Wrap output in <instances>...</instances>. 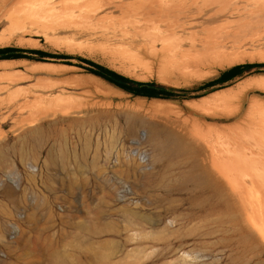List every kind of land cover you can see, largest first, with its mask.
Wrapping results in <instances>:
<instances>
[{"label": "rangeland", "instance_id": "374dc122", "mask_svg": "<svg viewBox=\"0 0 264 264\" xmlns=\"http://www.w3.org/2000/svg\"><path fill=\"white\" fill-rule=\"evenodd\" d=\"M88 1V8L71 17L75 20L78 14L77 22L71 19L75 26H69L66 17L70 23L67 20L64 27L57 24L63 18L45 20H55L45 35L34 29L19 32L0 22V38L9 40L0 43V49H17L15 54L35 58L38 55L28 51L48 54L42 61L0 59V264H264V254L257 255L259 249H251L249 240L228 221L230 211L221 205L224 191L203 186L198 174L204 164L203 134L223 146L222 140L250 130L234 112L239 103L243 101L244 110L253 100L254 114L264 112V84L243 85L264 79V0H226L229 5L224 0L223 6V0L215 5L214 0H180L183 3H175L179 9H188L189 3L190 9L175 7V14L162 17L142 13L147 0ZM120 3L133 5L121 12L115 7ZM221 6L225 10L219 11ZM165 18L182 37L193 31L196 42L205 41L217 24L215 41L210 42L223 37L213 48L230 52L235 61L220 67L213 62L220 50L214 54L210 48L212 55L203 56L206 64H192L200 67L196 75L185 73L195 72L191 64L178 66L181 74L167 67L158 71L160 75L141 41L130 43L124 35L165 29ZM230 20H239L238 30L232 22L227 28ZM241 22L253 27L245 24L246 29ZM180 24L183 30L177 28ZM233 27L238 35L229 32ZM219 28L224 30L220 34ZM232 36L240 39L227 42ZM37 63L56 67L48 72L26 70ZM89 63L138 83L171 89L173 98L124 92L91 74ZM246 64L263 66L201 88ZM173 138L192 144L196 152L172 149Z\"/></svg>", "mask_w": 264, "mask_h": 264}, {"label": "bare ground", "instance_id": "6f19581e", "mask_svg": "<svg viewBox=\"0 0 264 264\" xmlns=\"http://www.w3.org/2000/svg\"><path fill=\"white\" fill-rule=\"evenodd\" d=\"M119 1H121V0H119ZM141 1H145V0H141ZM147 1L148 2L146 4L142 2L144 4V5H141L142 13L144 15L154 14V15H157V17L158 16L159 17L166 16L167 14H169L171 12L174 13L177 10L176 9L177 7L179 9V6H178L179 4L176 3V1H178L180 3V0H147ZM187 1H185L184 3H186ZM211 1H213V0H211ZM254 1H256V0H253L252 2H254ZM88 2H89L88 0H59V1H56V0H0V22L1 21H5L7 24H9L10 27H14V29L17 28V31H19V32H26L27 30L31 31V30L34 29V30H37L38 33H41V34L45 35L46 34V30H48L47 28H49V30H50V27L52 26L51 22H54L56 19H62L63 18L65 20H59V22L62 23V21H63V23L62 24L61 23H57V24L60 25L61 27H64L63 24H65L68 19L71 21V19L73 18L72 17L73 14H75L77 12L81 13L82 10L85 7L88 6L87 5ZM135 2H133V4ZM189 2H191V1H189ZM192 2H193V4L196 3L195 0H192ZM216 2H217V4L219 3L218 0H214V2H212V3H214V5H215ZM225 2H226V0H225ZM225 2L223 0V2L221 1L220 4L222 3V6H223V4ZM227 2L225 3V5L226 4L229 5V1H227ZM248 2H249V0H248ZM175 3L178 4V5L176 6ZM181 3H183V2H181ZM212 3L210 5L208 4L209 8H210V6L212 7ZM230 3H232V1ZM133 4L129 3V4L126 5L124 3H120L117 6L115 5V7H117L116 9H120L121 12H122L124 6L128 7V6H131ZM190 5L191 4L189 3L188 6H187L188 9H190ZM136 6H138V5H136ZM136 6L134 7L135 9H136ZM172 6H174V7H172ZM195 6H196V4H195ZM222 6L220 8L221 10H219V8H218L219 11H222V9H223ZM183 7L181 9H184ZM206 7H207V5H206ZM206 7H203V8L207 9L208 7L207 8ZM225 7H227V6H225ZM236 7H238V6H236ZM262 7H263V5H262ZM262 7H261V9H262ZM129 8H127V9H129ZM238 8H240V7H238ZM256 8H258V7H256ZM181 9H179V10L182 11ZM185 9L188 10L187 8H185ZM185 9L183 11H185ZM249 9L251 10V8H249ZM10 10H12V12ZM223 10H225V9H223ZM215 11L217 13V9L214 10V12ZM251 11L255 15L256 12H253V10H251ZM200 12L198 11V14H201ZM123 13L126 14L125 12H123ZM123 13H122V15H123ZM235 13H238V11H236ZM245 13H247V12L245 11ZM87 14L89 15L88 12H87ZM95 14H97V13H95ZM186 14H188V12ZM92 15L90 16L91 19L94 17ZM223 15H224V13H223ZM250 15H248V16H250ZM87 16L84 15V17H87ZM177 16H182V15H177ZM177 16H176V18H177ZM193 16H195V15H193ZM213 16H214L213 13L208 15L209 18H211ZM65 17L68 18V19L66 20ZM77 17H78V14L75 16V20H73L74 19L73 18L72 21L73 22L76 21ZM48 18H50L51 20L55 18V20H53L51 22L48 21L47 22L48 24H47L45 22V20H49ZM80 18H81V16H80ZM88 18H86V19H88ZM150 18H152V17H150ZM78 19H79V17H78ZM86 19H84V20H86ZM242 19H240V20H242ZM69 20L66 23L67 25L70 23ZM173 20H172V24L174 23V25H176L175 21H176V23H178L177 19L174 22H173ZM72 21L69 24V26L70 25L71 26H75V25H73L75 23H73ZM146 21L149 23V22H151V19H148ZM232 21L230 20V23L228 22L229 25L227 23H225V24L228 25L227 28H229L231 25L233 26V24H235L236 25L235 28H237V30H238V27H240V26H237V21L239 22V20H237L236 23H234ZM95 22H96V20H95ZM161 22H163L162 24L167 23L166 18H165L164 21H161ZM231 22L233 24H231ZM148 23H146V24H148ZM157 23L159 24L160 22H157ZM169 23L164 24V25L168 26L167 28H165V29H159L158 28L157 31L151 32V33L148 31L149 34H146V35L143 34L144 31L142 33H140V34L139 33H135L134 35L132 34L133 37H130V35L126 36L127 33L124 35L126 38L130 39V43L131 42L135 43L137 41H141L140 43L142 44V46L145 47L146 51L153 57L154 61L156 62L157 66H158L157 72L159 70L160 71H164L167 67H171V69L174 71L176 69L179 70V68L181 66H185L184 68H187V67L190 68L189 67L190 64L192 65L193 63H195V66H198V63H200L201 61L205 62L206 60H204L205 58L203 56L204 55L207 56L208 54H206V53H209V55H212V53L210 51H208L210 48L213 49L212 52H214L216 49L217 50L219 49V48L214 49L213 47L216 46L217 42H219L221 39H223V37H222L219 40L220 37H218V36H221V35H219L220 34V30H221V32H223L224 31L223 29L226 28L225 25L223 24L221 27L223 28V26H224V28L223 29H221V28L218 29L217 32L219 34L217 35L218 38H216V39H218V40L216 41V43L215 42L212 43L210 41H212V40L215 41V38H214L213 34L215 35L216 32L214 33L213 29L215 28V26L217 24L214 25V26L212 25L213 28L212 27H208L210 29L212 28L211 30L208 29V30H210L211 33L208 32V30H207V32L210 33V35L212 34L213 37L208 34L210 37L209 36H204V38L206 37L205 41H201L200 40L199 42H196V40L194 39V35H193L195 33H193V31L190 32V30H189L191 36L182 37V35L180 33L179 34L177 33L176 29H173V28H171L172 26H169L170 25ZM249 23L250 22H248V25L250 26ZM57 24L54 23V26L56 27ZM87 24H89V22ZM242 24H241L242 26H246L247 25L246 22H245L246 25L244 23H242ZM77 25L78 24L76 23V26ZM144 25H145V23H144ZM149 25L150 24H148L147 27H149ZM155 25L156 24H154L153 26H155ZM134 26H136V25H134ZM134 26H133V28H134L133 30L135 32V28L136 27H134ZM151 26L152 25H150L148 30L152 29ZM190 26H192V25H190ZM247 26H246V29H248ZM55 27H52V28H54V29L58 28V27H56V28ZM65 27H66V25H65ZM147 27H145V28H147ZM250 27H253V25L250 26ZM77 28H79V27H77ZM177 28L178 29L180 28L179 30H183L185 28V26L183 24H180ZM235 28L233 27V29H235ZM230 29H231V27H230ZM126 30L127 29H125V31ZM203 30H204V28L202 29V31ZM91 31H93V30L91 29ZM138 31H140V27H139ZM234 31L232 32V30L231 31L229 30V32L232 33V34L233 33H237L236 29ZM207 32L205 34H207ZM225 32L228 34L227 31H225ZM241 32H242V30H241ZM122 33L124 34L125 32H122ZM145 33H147L146 30H145ZM238 33H237V35H238ZM252 33L253 32H252V29H251V34ZM138 34L139 35L143 34V36H138ZM195 36H196V34H195ZM207 37L208 38L212 37V39L211 40L208 39V42H206L207 41L206 40ZM215 37H216V35H215ZM233 37L237 38V36H232V39H231V37H229L230 39H226V41L227 40H230V41L233 40L234 41L236 38L233 39ZM204 38L202 36V39H204ZM225 38H226V36H225ZM227 38H228V36H227ZM238 38L240 39V37H238ZM8 41H9L8 39H4V38L1 39L0 38V43H2V44L8 43ZM49 42H50V40H49ZM17 43H19V42H17ZM213 44H214V46H213ZM219 45H221V44H219ZM223 45H225V43ZM227 45H229V44H227ZM159 46H160V48H158ZM219 50L220 51H218V52H220V54L217 53V56L219 54L218 57H216V55H213L214 57L217 58V59L213 58V60H214L213 62H215V63L219 62L220 67H223L225 64L226 65H231V63L233 61H235L234 59H231L229 57V55L232 56L231 54L228 55V53H230V52H227L226 50H225V52L224 51L222 52L223 54L228 55V57L230 58V59L229 58L225 59V57H223L225 55H223L221 53V51H222L221 48ZM215 52H214V54H215ZM226 52H227V54H226ZM209 55L207 56V58L209 57ZM221 55H223V56H221ZM235 59L237 60V58H235ZM210 60H211V58H209V61ZM25 63H28V62H25ZM25 63L23 62V64H25ZM201 64H202V67H204L203 63H201ZM205 64H206V62H205ZM6 65H3V67L6 66ZM21 65H22V63H21ZM207 65H209V64H207ZM51 66L52 65H49V64L37 63V64L31 65L29 68H26V70L29 69L32 72H37V71L38 72L39 71H47L48 72V70L52 71V69H54V67H56V66H53V67H51ZM174 66H176L177 68H174ZM178 66H179V68H178ZM195 66L192 65V68L194 67L193 68L194 70L197 68V67L195 68ZM60 67H61V65H60ZM64 68L65 67H63V69ZM182 68H180V69H182ZM198 69H200V67L197 68L195 70V72H191L193 70H191V71L189 70L190 71L189 72L187 69H186V71L184 69V71H185V73L186 72L188 74L190 73L189 74V76H190L191 73H192V75H196L194 73H196V71H198ZM177 70H176L177 73L175 72V74H178V73L182 72V70L181 71L179 70V72ZM197 73H198L197 75H199V72H197ZM186 74L184 75V72H183V76H187ZM205 74H206V72H205ZM207 74H209V73H207ZM192 75L190 77H192ZM209 75H211V74H209ZM201 76H203V75H201ZM204 76H208V75H204ZM263 80L264 79H260V78L259 79L258 78L249 79V80L243 82V85H247L248 83H249L248 85H250L251 81H252V84L253 83L255 84V82H260V81H261V83H259V84H264ZM253 102H254L253 100H249L247 102L248 106L243 110L242 109L243 101H242L241 103H239L236 106L235 111L232 110V112L234 111L237 114L238 117L239 116L241 117L242 121H241L240 124H244L246 128L250 129L247 132L244 131L246 133V135L243 132H241V133H243V134H241V136H238L237 138H233V136H232V140L231 141L227 140V139H225L226 141L222 140L221 143L224 142L225 145L222 146V144L220 143L221 145L218 146L216 143L212 142L213 140L211 138H210L211 140L210 139L208 140L207 139L208 136H206V138H205L202 131H201L202 133L200 132L201 134H199V135L197 133L198 136H201L203 134V138H204V139L201 138V145L203 146V150L202 151L204 153V164L199 169L198 174L201 177L200 182L202 183L203 186L208 187V188H213L216 191H218V190H223L224 191V194H222V195H223V197L225 199L223 200L221 205H222V207H227L228 210L230 211V212L228 211L229 214H230L227 217L228 221L234 227H236V229L238 231H240V234L242 235V238L244 237L246 240H249V244L251 246L253 245L251 249H253V247L259 249L258 250L259 253H257V255H259V254H264V112L263 113L262 112L255 113L257 115L256 116L254 114V112H253L254 111L253 108L255 107L254 104H257V103H253ZM224 107H225V105H224ZM79 111H81V110H78V112ZM30 123H32V122H30ZM35 123H37V122H35ZM35 123H33V124H35ZM193 125H197V124H194V122H193ZM237 126H238V124H237ZM195 127L197 128L198 126H195ZM201 129H203V127ZM189 130H188V133H190ZM194 130H192V131L194 132ZM198 132H199V130H198ZM205 132L206 131H204V133ZM247 134H249V136ZM195 135H192V136H194V138L191 135L190 136H191V138L196 139V137H198V136H195ZM209 135H210V133H209ZM190 136L188 138H190ZM210 137H212V136H210ZM216 137H218V136H216ZM199 138L200 137H198V139ZM247 138H250V139H247ZM198 139H197V141L200 140V139L199 140ZM228 139H230V138H228ZM218 141H220V140H218ZM218 141H216V142H218ZM171 143L173 144L172 149H174V148H177V149L180 148L182 150L188 149L193 154L197 150L196 148H194V146L192 144H190V143H188V144L184 143L183 144L177 138H173L171 140ZM196 143L199 144L198 142H196ZM190 177H191V175H190ZM196 184H198V183H196Z\"/></svg>", "mask_w": 264, "mask_h": 264}, {"label": "trees", "instance_id": "16d2710c", "mask_svg": "<svg viewBox=\"0 0 264 264\" xmlns=\"http://www.w3.org/2000/svg\"><path fill=\"white\" fill-rule=\"evenodd\" d=\"M20 50L13 49V48H4L0 49V59H19V58H26L35 61H42L44 57L48 54H45L39 50H30L28 53L38 55L37 58L23 55V54H15ZM93 68L87 69L91 74L103 79L110 85L132 94L134 96L146 97V98H160V99H172L173 98V90L167 89L162 86H158L153 83H138L132 81L122 75H119L111 70H108L102 66L89 63ZM263 65H239L235 66L221 74V76L213 81L207 82L202 85V89L210 88L214 85L221 84L223 82L229 81L236 76H239L243 71H247L253 67H262Z\"/></svg>", "mask_w": 264, "mask_h": 264}]
</instances>
